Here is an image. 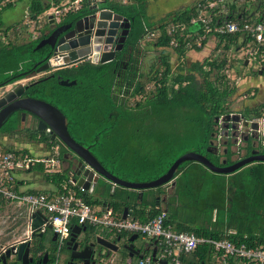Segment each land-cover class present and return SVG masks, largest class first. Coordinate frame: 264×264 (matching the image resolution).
<instances>
[{"label":"trees","instance_id":"1","mask_svg":"<svg viewBox=\"0 0 264 264\" xmlns=\"http://www.w3.org/2000/svg\"><path fill=\"white\" fill-rule=\"evenodd\" d=\"M62 1L28 0L24 8L28 19L36 22L44 12ZM149 1L128 0L125 4L102 1L101 8L114 11L130 23L123 49L116 54V58L105 64L83 61L74 66L56 70L51 73L52 75L40 78L36 83L30 81L25 91L26 96L45 101L59 109L65 116L69 135L76 143L87 148L110 174L121 180L135 183L157 179L177 158L188 152L203 155L212 164L219 166L220 157L213 156L207 149L212 136L216 133V120L230 113L226 108L227 98L234 90L233 87L230 89L223 75L215 81L208 79L211 70L222 71L225 68V59L219 62L214 59L203 63L196 62L188 68L179 65L176 71L172 69L173 60L181 61L187 54L185 46L190 39L185 36L194 29L188 23L197 14V3L206 0H198L182 10L168 12L158 20L148 15L146 5ZM14 2L0 0L4 8L11 7ZM258 5L259 3L254 2L250 9ZM89 6L87 1H83L76 13L67 15L80 17L87 13ZM235 11L239 15L242 9L232 4L227 17L235 19L237 16L233 15ZM241 16L246 17V15ZM170 25L187 26L184 36H179L178 29L173 36L167 35L166 30ZM14 27H4L0 24V37L5 36ZM24 29L26 30V27H22V32ZM145 29L157 32L152 47L160 50L157 68L152 64L147 73L148 80L153 83V90L149 92L146 91L145 84L141 82L145 74L140 71L139 64L140 58L143 57L140 43L145 38ZM44 32L42 31L35 40L26 42L23 50L17 52H14L11 43L3 44L0 40V76L2 77L0 84L2 82V85H10L33 74L35 63L47 57L45 56L47 48L35 49L36 45L46 37ZM171 39L177 40L176 48L169 46ZM250 40L242 35H208L203 41L202 48L192 45L190 51L200 52L207 42L212 41L216 44L214 54H217L221 46L224 50H228L231 45L243 46ZM259 52L264 53L263 46L259 47ZM262 66L260 70L261 75L264 76V64ZM192 71L201 75V83L191 73ZM58 76L61 80L76 83L71 86H61ZM135 96H140L143 100L135 102L130 107L127 103L128 99ZM262 115L263 113L259 110H254L252 114L255 119H260ZM242 116L244 119L252 120L249 115ZM152 120L156 123L151 125L160 126L162 122L174 127L175 136L166 138L165 145L158 148L155 159L147 162L146 166L154 169L156 175L146 181L137 178V175L146 172L145 164L138 163L135 166L126 160L128 154L123 149L127 142L124 140L125 144L123 143L121 132L135 128L134 125L145 126ZM21 124L20 113H17L8 120L1 131L4 133L20 131ZM36 133L41 134L37 142L47 146L50 137L43 133L35 132L30 139L35 140ZM54 143L62 146L60 159L63 160L67 148L58 139H54ZM0 151L4 153L13 151L30 158L45 155L38 154L39 152L29 153L27 150L16 151L2 144H0ZM33 171L42 173V165H35ZM31 173L27 172L26 175ZM133 173L134 177H128ZM20 174L16 173V176L19 175L18 183L22 185L23 179ZM67 179V171L55 175L42 174V180L49 184L50 191L55 194H58L60 185L66 183ZM173 182L172 192L166 197L165 224H169L179 232H191L200 239L228 240L250 247H264V225L258 227L249 225L250 228H248L240 216L233 218L234 214H243L250 208H256L264 214V163L246 165L232 174L224 175L212 173L197 162H184L178 167ZM102 184L106 186L105 194L103 192L104 199L94 200L93 194L84 195L87 203L108 204L118 216L122 215L123 209L127 207L130 219L141 223L149 221L163 210L159 206L160 197L153 196L154 190L146 191L140 198L138 192L120 187H115L113 193H110V185L106 182ZM21 192L37 193L32 190ZM159 192L163 193L161 190ZM86 231L94 235L95 229L86 227ZM125 236L123 234L119 237ZM212 256L211 246L201 243L193 252L183 255L181 262L182 264H211ZM54 258L53 256L52 261Z\"/></svg>","mask_w":264,"mask_h":264},{"label":"built area","instance_id":"2","mask_svg":"<svg viewBox=\"0 0 264 264\" xmlns=\"http://www.w3.org/2000/svg\"><path fill=\"white\" fill-rule=\"evenodd\" d=\"M14 1L16 0H5V2ZM83 1H91L92 5L104 0H65L57 6L53 5L45 15L60 17L68 13L72 14L81 8ZM108 1L125 4L128 0ZM254 2L259 3L256 7L258 9L252 14L256 15V18L247 16L250 9L244 10L240 7L243 0H206L197 3V14L188 23L194 29L185 36L190 39L185 46L186 50L190 51L192 45L202 48L203 41L208 35H242L246 39H251L246 44L252 47L255 55H264L259 52V47H264V0H252L249 5ZM232 4L242 9L239 15L236 11L234 12L233 15H237L235 19L227 17ZM241 15H246V17ZM186 27L185 25H170L166 32L167 35L173 36L178 29L179 36L183 37ZM145 31V38L157 37V32L148 29ZM169 46L176 48L177 40L171 39ZM260 124H264V118ZM46 148L45 156L35 158L13 151L5 153L0 151V204L25 209L27 232L22 240L27 238L29 240L31 216L39 213L45 218L41 232L44 233L47 225L50 224V231L56 237L57 249L62 248L68 241L71 228L78 226L95 229L96 236L99 237L117 238L125 234L126 236L137 235V237L149 240L154 257L152 254L141 257L136 264H182L181 257L193 252L201 243L211 246L215 264H231L230 262L233 264H264L263 246L250 247L228 240H205L197 238L191 232L175 231L169 224H165L166 212L163 210L145 223L130 219L129 215L122 219V215H116L108 204L103 206L101 212H97L95 207L85 200L84 195L93 194L89 191V184L88 188L78 186L76 182H73L71 171L68 172L67 182L60 185L58 194L52 191L35 194L21 192L22 185L18 183L20 178L18 179L16 173H26L29 168L37 164L42 165L43 174L55 175L65 171L64 161L60 159L62 146L50 139ZM4 251L5 247H2L1 252ZM52 264H59L57 253Z\"/></svg>","mask_w":264,"mask_h":264},{"label":"water","instance_id":"3","mask_svg":"<svg viewBox=\"0 0 264 264\" xmlns=\"http://www.w3.org/2000/svg\"><path fill=\"white\" fill-rule=\"evenodd\" d=\"M100 3L101 2L90 5L87 9V13L83 14L81 18L69 23L67 27L62 30L56 29L36 45V50L45 45H49L52 49L50 53L51 56H47L42 61L35 63V65L41 64L36 69L37 73L45 72L49 69L59 70L67 68L83 61H89L92 64H105L114 60L116 52H120L123 49L130 23L125 17L114 11L101 8ZM49 20V23L54 22L51 16H49ZM66 30H69V32L59 37V35ZM57 79L61 86H71L76 83L75 81L69 82V80H61L59 76ZM36 82L38 81L34 83ZM25 88L26 87L22 85H17L14 89L6 92L5 95L0 98V108L3 107L0 110V128L16 111L21 112L22 123L25 121L26 114L35 116L39 120V124L49 128L52 133V138H57L74 154L75 157L73 159L64 157L72 172L73 182L85 188H88L89 184V191L91 193L95 190L96 185H99V182L103 181L112 184L110 193H113L115 187H120L138 192L141 198L143 191L158 189L168 183H174L173 181L178 167L182 163L189 161L200 163L212 173L224 175L234 173L252 162L264 163V153L261 157L245 158L230 166H216L212 164L207 157L194 152H188L177 158L168 170L155 180L141 183L124 181L110 174L87 148L79 145L73 140L68 133L65 116L59 109L45 101L22 96L25 92ZM239 119L240 115L237 114H227L221 117L222 122H238ZM217 121L218 120H216V122ZM242 125L243 127H250L253 131H259V124L255 121L250 123L248 121H243ZM37 129L39 131L44 130L39 126ZM262 132H264V128ZM262 132L256 134L257 137L259 136V138L264 139V133ZM210 148H213L212 142L209 143L208 152L211 151ZM214 154H217V149L214 150ZM127 215L128 208L125 207L122 212V219H125ZM44 222L45 218L39 213L32 215L29 225V240L27 238L14 243V246L9 248L6 253L0 257V264H7L8 261H13L14 258L16 261H21L22 264L31 262V259H29L31 250L30 239H40L42 237L43 234L41 229ZM50 227V224H48L46 230L50 229ZM85 231V228L77 226L71 228L70 237L65 243L67 250L71 251V260H81L83 264H89L90 260L95 255V250H93L95 245L112 252L117 250L116 245L98 236L95 239V244H88L81 250H78L77 239L78 237L80 238V235H83ZM137 238V235L130 236L128 240L129 245L125 247L130 258L139 254L133 246ZM55 239L56 237L53 235V241H55ZM152 256L154 257V253Z\"/></svg>","mask_w":264,"mask_h":264},{"label":"rangeland","instance_id":"4","mask_svg":"<svg viewBox=\"0 0 264 264\" xmlns=\"http://www.w3.org/2000/svg\"><path fill=\"white\" fill-rule=\"evenodd\" d=\"M47 1V0H44ZM198 0H150L147 2V12L148 15H152L154 19L162 17L163 14L168 12H173L175 10H182L184 7L191 6ZM252 0H243V3L240 5L242 9H246L249 6V3ZM28 0H21L16 1L14 4L9 8H4V5H0V24H3L4 27L10 26H18L19 27H26V30L19 35V41L21 44L26 42L34 37H38L42 31L47 30V25L49 24V19L45 16H40L38 20L34 23L30 22L26 9L24 8V4H26ZM65 1H62L63 3ZM60 3V4H61ZM239 5V3H238ZM48 17V16H47ZM52 18L54 22H58L60 17L53 16ZM23 21V23H21ZM9 36L6 34L3 40L1 41L3 44L9 43ZM155 38H144V40L140 43V47L142 49L143 57L140 58V71L144 73V77L141 79L146 86V91L153 90V83L148 80L147 73L149 72V68L152 64H154L155 68H157L159 64V55L160 50L154 49L152 47V43ZM1 40V38H0ZM1 44V43H0ZM215 43H212L208 46H205V49L200 52H192L191 56H184L182 60H173L172 69L174 71L177 70L179 65H183L184 67L188 68L192 63H203L206 60H217L218 62L222 59L226 60V66L222 71H217L216 69L211 70L209 73V80L215 81L218 80L219 76H224L225 81L228 83L230 89L233 87L232 93L227 98L226 108L227 111L230 112L229 114H237V115H249L252 120H246L248 122H259L261 123L264 118V76L261 75L262 72L260 69L263 67L264 64V55L263 54H254V50L250 45L247 46L243 45L242 47H236L235 45H231L228 50H224L221 48L217 51V54H214L215 50ZM222 45V44H221ZM189 51H186L188 53ZM253 54V55H252ZM172 57L174 55L172 54ZM207 70V68H205ZM52 73L51 71H49ZM48 71L41 72V73H33L32 79H24L15 84H11L0 89V96L12 90V87L15 85H25L30 83V81H35L41 77H44L49 74ZM176 73V72H175ZM198 82L201 83V75L196 72H191ZM2 77L0 76V80ZM143 98L140 96H135L133 98L128 99V105L132 107L135 102L142 101ZM254 110H259L263 115L260 119L253 118L252 114ZM153 120L149 123L147 122L145 126H138L134 125L135 128H130L127 131H122L121 136H123L122 141L125 144V151L127 156V161L131 164L137 166L138 163L142 165L147 164V162L152 161L155 159L157 154L158 148L160 146L165 145L166 138H170L175 136L173 131L174 127L167 126L161 122L158 126L154 124ZM221 118L218 119L216 125V133L213 135L212 142L216 147H219L220 151L223 150V147L219 141L222 139V130L221 128ZM150 124V125H149ZM14 140L22 143L25 139L24 132L21 129ZM125 140V141H124ZM161 142V143H159ZM27 149L28 152H38V148H33L30 145ZM146 172L137 175V178L141 180L148 181L149 179L153 178L156 174L154 173V169L149 168L146 166ZM34 173L32 174L31 179L34 180ZM135 174H130L128 177H134ZM19 178V175H17ZM102 182L99 185H96V188L93 192V199L95 200H102L104 199V194L100 189L102 186ZM264 206V205H263ZM95 210L100 212V205H95ZM261 210V209H260ZM242 212V210H241ZM240 218L244 221V224L250 228L251 227H258L259 225H264V214L261 211H257L256 208H250L247 212L243 214H234L233 218ZM26 219H25V209L18 208L13 206L6 205L5 207L0 208V248L7 246L8 242L12 241L13 239H21L23 238L24 234L26 233ZM89 231V230H88ZM88 231L84 232L87 235V239L95 242L96 236L90 234ZM83 233V234H84ZM52 232L48 229L45 234L43 235L42 241L44 244L49 243L52 238ZM127 238H120L114 239V237H105L107 240L112 242L117 246V250L115 252L108 251L100 246H95V256L97 259V264H127L128 253L125 249V246L128 244ZM134 247L140 251V256L147 253L149 247V240H146L142 237H138L134 241ZM59 256V264H64V261L68 258V253L65 251L64 248L58 251ZM55 257V256H54ZM133 262H136L133 260ZM52 264V263H51ZM211 264H215L214 259H212Z\"/></svg>","mask_w":264,"mask_h":264},{"label":"flooded vegetation","instance_id":"5","mask_svg":"<svg viewBox=\"0 0 264 264\" xmlns=\"http://www.w3.org/2000/svg\"><path fill=\"white\" fill-rule=\"evenodd\" d=\"M68 14H70V13H68ZM79 18H81V16L78 17V15H61L60 20L57 23L53 22V23L48 24L47 30L44 33L47 36L51 32L55 31L56 29L62 30L63 28H66L69 23H71V22H73ZM68 32H69V30L62 32V34H60L59 37L67 34ZM43 47L48 49L45 56H48V55L51 56V54H50L51 50H52L51 47L49 45H45ZM117 53L118 52H116V54ZM115 58H116V55H115ZM38 65L40 66L41 64H38ZM38 65H35L33 73H37L36 69L39 67ZM72 66H74V65H72ZM69 67H71V66H69ZM124 68H126V66H124ZM49 71L54 72L56 70H50L49 69L48 72ZM48 75H52V74L49 72ZM39 79H37L35 81H38ZM15 83H17V81H15L11 84H15ZM0 85H2V82ZM6 86H8V85H2V86H0V89L4 88ZM16 86L17 85L12 87V89H14ZM26 86H27V84L24 85V87H26ZM25 91H26V88H25ZM5 93H3L0 96V98L3 97L5 95ZM22 96H26L25 92ZM2 108L3 107H1L0 110ZM17 113H20V116H21V112L16 111L9 117V119L12 118V116H14ZM8 120H7V122H8ZM246 120L243 118L242 115H240V119L238 122L230 121V122H222L221 123L220 129L222 130L223 134H222L221 141H219L221 144H219V145H221L223 147L222 151H220V149H219L220 146L216 147L213 144L212 140L210 141V142H212L213 148H210L211 151L209 153H211L213 156H219L220 157V160H219L220 165L219 166H230V165H232V164H234V163H236L242 159H245V158H256V157L263 156L264 139L259 138V136L257 137L256 133H260L261 132L260 130H263L264 124L261 125L260 123H258L260 132L259 131L256 132V131H253L252 129H250V127H243L242 123H243V121H246ZM6 123L0 128V139H1L0 142L1 143H5V144L7 143L8 146H10L11 148H13L16 151H18V149L20 147H22L21 149H24L25 147H23V146H26V145H27L26 148L28 149L29 148L28 146L30 143H31V146L33 143H35L36 139L31 140L29 137H28L29 143H25L28 139L27 140L24 139V141L22 143H19L18 141L14 140V138H17L14 136H16V134L19 131H15V132H11V133L2 132L1 130L6 125ZM23 125H28L30 128L28 133H26L28 136L34 135L35 132H40V133H43V135L50 137V139H53V140L57 139V138H52V133L49 130V128L47 126H43V125L39 124V120L35 116L26 114V118H25V121L23 122ZM38 126L42 127L44 130L39 131L37 129ZM232 127H233V129H232ZM236 128H237V130H236ZM23 132H26V131L23 130ZM40 137H41V134L35 135V138H37V139H39ZM238 138H239V141H238ZM254 138H257V139H254ZM240 139H241V141H240ZM215 149H217V154H214ZM64 155H65V157H70L72 159L75 157L74 154L72 152H70L68 149L66 150V153ZM254 163H257V162H252L250 164H247V166L252 165ZM100 182H103V181H100ZM106 183H108L107 185H110V187H111V185H112L111 183H109V182H106ZM100 189L102 190V193L104 192V194H105L106 186L102 185V186H100ZM159 189L160 188H158L157 190H159ZM153 190H154V192L157 191L156 189H153ZM145 192L146 191H143V193H145ZM45 232L42 234L44 235ZM43 235L40 239H37V238L30 239L31 250H30V254H29V259H31V262H29L28 264H51L53 256H55L56 253L58 254V251L61 250L62 248H64L65 251H67V253H68V258H67V260L64 261V264H83V261H81V260H75V259L71 260V258H70L71 251L67 250L65 245L62 248L57 249L55 244H54V241H53V235H52V238L49 241V243L44 244L42 241ZM87 235L89 236V234H87ZM87 235L84 233L80 238L77 239L78 240V250H81L84 246H86L88 244H91V243L95 244V242H92V241L87 239ZM128 245H129V243H128ZM12 246H14V243H11V244H8L7 246H4L5 247L4 252H1V249H2V247H1L0 248V257L2 255H4L6 253V251L9 248H11ZM93 250H95V247H93ZM133 260H135L136 262H133ZM137 260H138V256H133V257L127 259V264H136ZM7 264H22V262L16 261V259L14 258L13 261H8ZM89 264H97V259H96L95 255L90 260Z\"/></svg>","mask_w":264,"mask_h":264},{"label":"crops","instance_id":"6","mask_svg":"<svg viewBox=\"0 0 264 264\" xmlns=\"http://www.w3.org/2000/svg\"><path fill=\"white\" fill-rule=\"evenodd\" d=\"M63 1H65V0H63ZM89 2V4L91 5V1H88ZM111 2H114V1H111ZM115 3H118V2H115ZM253 4V3H252ZM1 5V4H0ZM250 6H251V4L249 5V6H247V8L248 9H246V10H249L250 9ZM258 8H253V9H250V12L248 13L249 15H247V16H249V17H252V18H256V15H252L256 10H257ZM47 12V11H46ZM46 12H44L43 13V15L42 16H45L46 18H49V17H47L46 15H45V13ZM167 14V13H166ZM165 13L163 14V16L164 15H166ZM162 16V17H163ZM162 17H159V18H157V19H155V20H158V19H160V18H162ZM30 21V20H29ZM50 21V20H49ZM30 22H32V21H30ZM21 23H23V22H21ZM32 23H34V22H32ZM19 26H21V24H19L18 26H15L14 27V29H11V30H9L6 34L9 36V40H10V42L9 43H11L12 44V47H13V50H14V52H17L18 50H23V48H24V45H25V43L26 42H29V41H32V40H35L36 38H33V39H30V40H28V41H26V42H23V43H21V44H18V43H20V41H19V35L22 33V28L21 27H19ZM48 26V25H47ZM45 31V30H44ZM1 33V32H0ZM5 36H1L0 38H1V41L3 40V38H4ZM142 42V41H141ZM213 42L211 41V42H207V44H206V46H208V45H210V44H212ZM204 49H205V47H204ZM204 49H202V50H204ZM201 50V51H202ZM193 51H190V52H188L187 54H186V56H191ZM18 60L19 61H21V59H20V57H18ZM76 65V64H75ZM28 78H31L32 79V74L30 75V76H28L27 78H25V79H28ZM22 80H24V79H22ZM21 81V80H20ZM17 82H19V81H17ZM11 85V84H10ZM9 86V85H8ZM22 86H24V85H22ZM21 129H23L24 131H26V132H24V137H25V140H27L25 143H29V138H30V136H28L26 133H28V131H29V126L28 125H23V123L21 124V127H20ZM20 129V130H21ZM29 137V138H28ZM36 139V141H35V143H33L32 144V146H33V148L35 149V148H38L37 149V151L39 152H37L38 154H47V148H46V145L45 144H41L40 142H37L38 141V139L37 138H35ZM1 140V139H0ZM0 144H2L3 146H8L7 145V143L5 144V143H1L0 142ZM30 145V144H29ZM23 146V145H22ZM27 146V145H26ZM26 146H23V147H25L24 149H21L22 147H20L19 149H18V151L19 150H27V148H26ZM28 151V150H27ZM2 152V151H1ZM29 153H31V151H29ZM33 153V152H32ZM34 153H36V152H34ZM44 155V156H45ZM43 157V156H42ZM64 157H65V155L63 156V161H64V168H65V171H67V172H70V168H69V164H68V162H67V160H65L64 159ZM67 158H70V157H67ZM34 167H35V165L34 166H32L31 168H29L28 170H27V172L29 173V172H32L30 175H26V173H21L20 174V177H21V179H23L22 180V188L20 189L21 191H35V192H47V191H50V189H51V187L49 186V184L48 183H46L44 180H42V174L43 173H40V172H36V171H33V169H34ZM34 173V180H32L31 179V177H32V174ZM29 176V177H28ZM29 179V180H28ZM28 180V181H27ZM172 186H174V183H169V184H167V185H165V186H163V187H161L159 190H161V191H163V193L162 194H160V192H159V190H157L156 192H154V197H155V195L157 196H159L160 197V204H159V206L163 209V211H165V207H166V197L169 195V194H171V192H172ZM94 192V191H93ZM160 194V195H159ZM97 205V204H96ZM105 205H107V204H100V212L102 211V209H103V206H105ZM6 206V204H0V208H2V207H5ZM11 206H13V205H11ZM92 206H94L95 207V205H92ZM166 212V211H165ZM78 227V226H77ZM80 228H84V227H80ZM174 229V228H173ZM175 230V229H174ZM176 231V230H175ZM26 232H27V230H26ZM179 232V231H178ZM231 232H233V231H231ZM25 235H26V233L24 234V236H23V238L25 237ZM82 235H80V237H81ZM97 237V236H96ZM101 237V236H100ZM105 237H107V236H104V237H101V238H103L104 240H106V241H108V242H110L109 240H107ZM23 238H21V239H13L12 241H10V242H8V244H11V243H16V242H18V241H21ZM79 238V237H78ZM120 237H117V238H114V239H119ZM123 238H127V236H125V237H123ZM130 238V237H129ZM129 240V239H128ZM112 243V242H111ZM129 243V242H128ZM54 244H55V241H54ZM115 245V244H114ZM150 245H151V243L149 244V247H148V250L146 251L147 253H145L144 255H142V256H140L139 254H140V251L138 250V249H136L135 247H134V249L135 250H137L138 252H139V254L137 255L138 256V259H140L141 257H144V256H147V255H149V254H153V250L150 248ZM56 246V245H55ZM126 246H128V244L126 245ZM125 246V247H126ZM133 246H134V244H133ZM128 258H130L129 256H128ZM213 259V258H212Z\"/></svg>","mask_w":264,"mask_h":264},{"label":"clouds","instance_id":"7","mask_svg":"<svg viewBox=\"0 0 264 264\" xmlns=\"http://www.w3.org/2000/svg\"><path fill=\"white\" fill-rule=\"evenodd\" d=\"M48 17L49 16H51V15H47ZM52 17V16H51ZM52 18H54V17H52ZM49 19V18H48ZM250 123V122H249ZM257 123H259V122H257ZM260 130V129H259ZM261 132L263 131V130H260ZM262 133H264V132H262ZM238 141H239V138H238ZM240 141H241V139H240ZM63 144V143H62ZM94 235L96 236V233L94 232ZM99 237V236H98Z\"/></svg>","mask_w":264,"mask_h":264}]
</instances>
